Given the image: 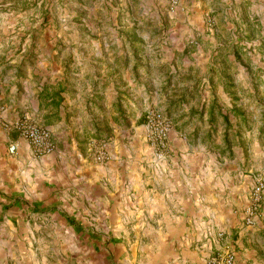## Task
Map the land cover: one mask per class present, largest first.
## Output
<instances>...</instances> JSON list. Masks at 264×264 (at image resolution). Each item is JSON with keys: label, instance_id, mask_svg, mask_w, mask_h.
Instances as JSON below:
<instances>
[{"label": "crops", "instance_id": "obj_1", "mask_svg": "<svg viewBox=\"0 0 264 264\" xmlns=\"http://www.w3.org/2000/svg\"><path fill=\"white\" fill-rule=\"evenodd\" d=\"M20 3L0 0L3 118L28 116L49 127L57 148L37 157L27 140L0 122V264H111L112 239L121 237L128 243L136 238L129 249L146 253L148 264H206L222 250L235 253V264H264L263 209L254 226L244 224V212L239 221L232 215L235 206L248 204L257 179L241 172L245 153L221 145L213 170L206 147H193L174 130L168 150L156 153L132 130L116 128L115 102L100 105V114L92 107L96 98L81 109L78 92L71 93L60 76L51 79L46 67L23 78L19 55L10 53L21 40L9 34L38 25L21 27ZM49 39L45 44L55 47L58 39ZM30 52L25 56L22 50L21 58L64 59L56 50L38 58ZM129 83L118 89L125 93ZM97 135L110 136L109 161H97L89 147ZM12 143H17L13 153Z\"/></svg>", "mask_w": 264, "mask_h": 264}, {"label": "rangeland", "instance_id": "obj_2", "mask_svg": "<svg viewBox=\"0 0 264 264\" xmlns=\"http://www.w3.org/2000/svg\"><path fill=\"white\" fill-rule=\"evenodd\" d=\"M19 1L21 27L38 25L9 32L21 40L10 53L19 55L23 78L46 67L51 79L60 76L71 93L78 92L81 109L96 98L92 107L100 114V105L115 102L116 128L132 130L156 153L161 150L148 142L144 116L159 110L171 120V131L195 148L206 147L213 170L221 145L238 147L245 153L243 175L264 178V0ZM46 37H56L57 45L47 46ZM28 49L32 57L56 50L64 59L21 58ZM124 81L130 82L125 93L118 89ZM109 138L99 139L108 144ZM244 209L234 207L235 221ZM127 240L112 239L115 250L107 261L148 264L146 253L129 249L137 239Z\"/></svg>", "mask_w": 264, "mask_h": 264}, {"label": "built area", "instance_id": "obj_3", "mask_svg": "<svg viewBox=\"0 0 264 264\" xmlns=\"http://www.w3.org/2000/svg\"><path fill=\"white\" fill-rule=\"evenodd\" d=\"M4 106H0V122L10 132L29 142L37 157L48 155L57 148L56 139L51 129L36 122L34 119L23 116L13 121L3 118ZM145 129L148 142L156 149L163 150L168 145L172 130L171 120L159 110H150L146 113ZM89 147L94 152V157L99 162L109 161L111 158L108 144L105 140L91 138ZM10 152L17 150V143H12ZM264 198V178L257 177L250 192L249 202L244 209V222L253 226L257 222ZM236 255L232 250L218 251L207 258L206 264H235Z\"/></svg>", "mask_w": 264, "mask_h": 264}, {"label": "trees", "instance_id": "obj_4", "mask_svg": "<svg viewBox=\"0 0 264 264\" xmlns=\"http://www.w3.org/2000/svg\"><path fill=\"white\" fill-rule=\"evenodd\" d=\"M224 118H225V120H226V122L227 123H229V115H224ZM146 122V114H145V116H144V123ZM102 136L101 135H97V137H93V138H97V139H99V138H101ZM228 143L230 144V141L228 140Z\"/></svg>", "mask_w": 264, "mask_h": 264}]
</instances>
